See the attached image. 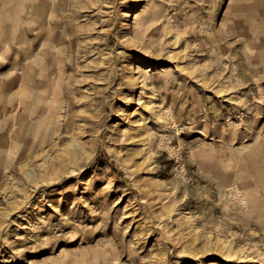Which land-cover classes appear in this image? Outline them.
Instances as JSON below:
<instances>
[{"label":"rangeland","instance_id":"obj_1","mask_svg":"<svg viewBox=\"0 0 264 264\" xmlns=\"http://www.w3.org/2000/svg\"><path fill=\"white\" fill-rule=\"evenodd\" d=\"M18 1L0 264H264V0Z\"/></svg>","mask_w":264,"mask_h":264},{"label":"crops","instance_id":"obj_2","mask_svg":"<svg viewBox=\"0 0 264 264\" xmlns=\"http://www.w3.org/2000/svg\"><path fill=\"white\" fill-rule=\"evenodd\" d=\"M24 4H26V0H20L17 2V55L23 54L25 50L19 49L20 43H23V31H25L24 25H27L26 19H25V12L22 10L24 8Z\"/></svg>","mask_w":264,"mask_h":264},{"label":"bare ground","instance_id":"obj_3","mask_svg":"<svg viewBox=\"0 0 264 264\" xmlns=\"http://www.w3.org/2000/svg\"><path fill=\"white\" fill-rule=\"evenodd\" d=\"M73 1V0H72ZM258 1V0H257ZM262 1V0H261ZM60 2V1H59ZM256 2V1H255ZM66 5V4H65ZM68 6V5H67ZM43 69H45V68H43ZM29 121L28 122H30V119L29 118H27ZM26 120V119H25ZM31 127V126H30ZM22 129H23V127H22ZM32 131H33V128H32ZM23 132V131H22ZM33 134V133H32ZM29 135H28V133L27 134H21L20 133V135H19V140L21 141V142H23V143H25L26 145H27V143H28V141H30L31 139H27L26 137H28ZM30 137V136H29ZM29 144H32V141H30L29 142ZM10 146V145H9ZM30 146V145H29ZM3 148V147H2ZM9 149V148H8ZM4 152V151H3ZM43 259H45V258H43Z\"/></svg>","mask_w":264,"mask_h":264}]
</instances>
